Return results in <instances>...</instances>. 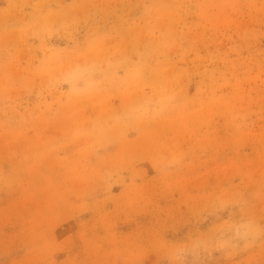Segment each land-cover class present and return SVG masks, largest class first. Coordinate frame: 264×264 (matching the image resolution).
Here are the masks:
<instances>
[{"label":"rangeland","instance_id":"374dc122","mask_svg":"<svg viewBox=\"0 0 264 264\" xmlns=\"http://www.w3.org/2000/svg\"><path fill=\"white\" fill-rule=\"evenodd\" d=\"M0 264H264V0H0Z\"/></svg>","mask_w":264,"mask_h":264}]
</instances>
